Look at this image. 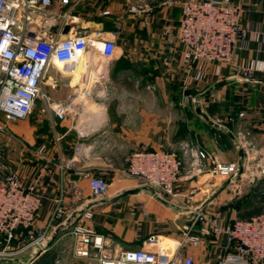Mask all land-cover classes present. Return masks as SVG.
<instances>
[{"label": "crops", "instance_id": "obj_1", "mask_svg": "<svg viewBox=\"0 0 264 264\" xmlns=\"http://www.w3.org/2000/svg\"><path fill=\"white\" fill-rule=\"evenodd\" d=\"M140 1L150 10L140 15L131 13L130 6ZM232 1L241 6L242 24H253L258 32V38L253 39L248 33L245 41L238 44L232 64L183 65V46L176 39L180 8L163 6L161 0H69L67 4L56 0L39 11V17L28 28L45 36L67 37L84 29L91 36L103 38L120 21L122 28L116 39L124 52L153 55L165 70L156 79L178 85L180 90L143 94L146 109H142L138 120L131 117L129 124V116L124 115L123 123L121 119L116 123L93 100L98 79L105 78L99 76L105 70L102 73L98 70L115 63V58L108 66L92 60L86 71L77 74V70L74 75L65 72L72 62L60 74L50 67L42 83L48 100L62 102L71 94L76 109L59 118L40 98L36 99L30 115L8 123L6 133L0 136V171L17 172L24 183H35L41 195L35 226H44L48 221L61 186L78 187L81 197L73 200L70 194L65 195V204L73 200L76 210L68 209L70 213L66 217L52 223L43 254L35 256L27 250L3 264H31L42 256L50 264L77 263L79 259L72 255L74 237L70 232L75 224L91 226L104 237L106 245L102 255L116 254L121 248L138 249L147 236L156 234L161 239L156 247L159 252L190 255L193 264H217L225 251L224 236H204L197 245L184 241L181 227L188 219L187 211L202 207L221 224H226L238 216V201L249 195L259 180L264 189V0ZM134 42L141 47H133ZM171 49L173 59L166 67L162 54ZM87 50L83 54L88 56ZM250 66L261 70H253L251 77L246 78L241 70ZM198 69L204 73L196 81L193 76ZM223 79L230 81L201 95ZM88 101L94 103L89 109L86 108ZM196 101L222 129L195 112ZM239 112L243 115L239 116ZM0 121H3L1 113ZM182 143L220 151L222 159L229 162H238V144L244 150L243 172L232 177L216 197L209 199L227 178L211 177L191 168L188 156L183 157L180 149ZM144 144L151 149L175 150L182 158L180 177L171 195L154 196L150 188L127 173L125 157ZM69 160L70 167L63 170L58 167ZM91 176L108 181L107 193L102 198L91 194L88 185ZM128 190L133 193L124 194ZM81 209L91 213L89 219L81 216ZM21 238V233H16L7 248L22 245Z\"/></svg>", "mask_w": 264, "mask_h": 264}, {"label": "built area", "instance_id": "obj_2", "mask_svg": "<svg viewBox=\"0 0 264 264\" xmlns=\"http://www.w3.org/2000/svg\"><path fill=\"white\" fill-rule=\"evenodd\" d=\"M55 1L0 0V113L3 116L0 136L6 133L8 123L28 117L38 98L59 118L76 109L71 94L65 101L53 103L42 89L43 80L54 61L77 59L88 47L94 46V40L100 41L99 51L105 58L111 59L116 54V35L122 28L120 21L114 24L110 35L103 38L91 36L84 29L67 37L45 36L31 31L28 27L39 17V11ZM58 1L67 4L69 0ZM161 4L180 8L176 39L183 46V65L192 62L232 64L235 50L245 41L247 34L250 33L253 39L258 38L253 24H242L241 6L232 0H161ZM149 10L144 1L131 5L129 9L137 15ZM172 54L173 49L162 54L164 66L171 65ZM255 69L261 70L250 66L241 71L243 76L250 78ZM203 73L198 69L193 78L199 81ZM182 88H186L185 83ZM238 115L242 116L243 112ZM248 134L246 131L245 135ZM180 149L183 157L188 156L191 168L200 173L220 178H232L237 174V162L223 160L220 151L187 143H182ZM124 161L127 173L152 189L154 196L173 193L183 163L177 151L151 149L148 144L132 151ZM70 166V160L58 165L61 170ZM88 185L91 194L97 198H102L109 187L108 181L100 176L89 177ZM67 194L73 200L81 197L78 187L61 186L48 221L44 226H35V217L41 206V195L35 183H24L17 172L0 171V264L14 260L27 250L37 256L47 250L46 240L52 223L76 210V205L71 203L73 200L69 205L65 204ZM80 211L83 218H90L89 211ZM187 214L188 219L181 229L183 240L189 244H199L204 236H224L225 251L217 264H264V199L258 214L249 218L236 217L226 224H221L202 207H195ZM19 229L21 233L24 231V243L15 249L7 248ZM70 232L74 237L72 255L79 259L75 264H193L190 255L159 252L156 247L161 239L156 234L147 236L138 249L121 248L116 254L102 255L106 245L104 237L91 226L75 224Z\"/></svg>", "mask_w": 264, "mask_h": 264}, {"label": "rangeland", "instance_id": "obj_3", "mask_svg": "<svg viewBox=\"0 0 264 264\" xmlns=\"http://www.w3.org/2000/svg\"><path fill=\"white\" fill-rule=\"evenodd\" d=\"M121 47H123L122 44L118 43L115 56L107 59L100 54V51L95 46H90L87 48L88 56L81 53L77 59L72 61V64L67 66L65 72H70L74 75L79 70L77 74H80L87 70L92 60L94 62L99 61L101 64H107L114 58L116 59L115 61L119 60L116 63L110 62V65L108 66L107 64L108 67H105V69L101 67L98 70V73H102L105 70L103 74L99 75L105 78L98 79L93 92V100L103 106L102 109H104L105 115H108L111 120L116 119L115 122L118 123L119 119H121L122 121H120L123 123L124 115H128L130 124L131 117L135 121L138 120L142 109H146V101L143 94L157 93L162 90L178 92L180 88L177 87L178 85H172L167 81L162 83L161 80L156 79L165 70L153 58V55L150 56L148 53L138 51L126 53ZM133 47H141V45L134 42ZM76 61L80 62L75 63ZM51 69L60 74L54 65L51 66ZM91 77H95V75L92 74ZM92 104L94 103L88 101L86 108L89 109ZM21 260L23 263L26 262L25 258H21Z\"/></svg>", "mask_w": 264, "mask_h": 264}, {"label": "trees", "instance_id": "obj_4", "mask_svg": "<svg viewBox=\"0 0 264 264\" xmlns=\"http://www.w3.org/2000/svg\"><path fill=\"white\" fill-rule=\"evenodd\" d=\"M219 134H221V132H219ZM263 199H264V189L263 186L261 185V181L259 180L253 186L249 195L244 196L238 201L237 203L238 216L240 218H249L253 215L258 214L261 210ZM20 231L21 230L19 229L16 232L19 233ZM24 235H25L24 231H22L21 240L24 239ZM31 264H50V263L44 258V256H42Z\"/></svg>", "mask_w": 264, "mask_h": 264}, {"label": "water", "instance_id": "obj_5", "mask_svg": "<svg viewBox=\"0 0 264 264\" xmlns=\"http://www.w3.org/2000/svg\"><path fill=\"white\" fill-rule=\"evenodd\" d=\"M229 81H230L229 79H223V80H220V81L214 83V84H213L212 86H210L209 88H207L204 92L201 93V95H207V94H209L211 91H213L214 89H216V88H218V87H221V86L227 84ZM195 112L198 113L199 115L203 116L204 119H205L208 123H210V124H212V125H214V126H216V127H218V128H221V126H219L217 123H215L214 121H212V120L208 117V115L205 114V113L201 110L200 105L198 104L197 101H196V103H195ZM221 129H222V128H221ZM225 133H226L227 135H229L234 141H236L234 135H233L230 131L225 130ZM237 147H238V156H239V159H238V162H237V164H238L237 174H240V173L243 172V166H244V165H243V162H244V150H243V148H242L240 145H238V144H237ZM230 179H231V178L228 177V178L225 180V183L222 185V187H221L220 189H218V191H216V192H215V193H214L209 199H213L214 197H216V196L218 195V193H219L224 187H226V185H228V184L230 183ZM151 191L153 192L152 189H151ZM128 193H133V191H132V190H128V191H125V192H124V194H128ZM158 198H159V197H158ZM55 236H56V235H55ZM55 236L53 237V239L55 238ZM36 255H37V254H35V256H36Z\"/></svg>", "mask_w": 264, "mask_h": 264}, {"label": "bare ground", "instance_id": "obj_6", "mask_svg": "<svg viewBox=\"0 0 264 264\" xmlns=\"http://www.w3.org/2000/svg\"><path fill=\"white\" fill-rule=\"evenodd\" d=\"M93 45L95 46V48H96L97 50H100V49H101V43H100V41H98V40H94ZM82 53H83V52H82ZM86 53H87V52H86ZM84 55H86V54H84ZM73 60H74V59H71V60H68V61H64V62L54 61V62H53V65L55 66V68H56L59 72H61V73L63 72V73H64V70H65V68H66V65L69 64V63H71ZM93 107H95V106L93 105Z\"/></svg>", "mask_w": 264, "mask_h": 264}]
</instances>
